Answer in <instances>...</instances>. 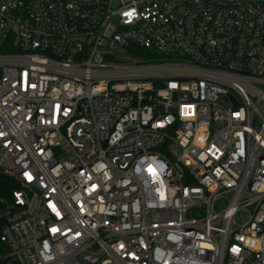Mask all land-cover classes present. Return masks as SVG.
<instances>
[{
  "label": "built area",
  "instance_id": "built-area-1",
  "mask_svg": "<svg viewBox=\"0 0 264 264\" xmlns=\"http://www.w3.org/2000/svg\"><path fill=\"white\" fill-rule=\"evenodd\" d=\"M0 264H264V0H0Z\"/></svg>",
  "mask_w": 264,
  "mask_h": 264
},
{
  "label": "trees",
  "instance_id": "trees-1",
  "mask_svg": "<svg viewBox=\"0 0 264 264\" xmlns=\"http://www.w3.org/2000/svg\"><path fill=\"white\" fill-rule=\"evenodd\" d=\"M156 57H158V56H156ZM2 179V181L3 180H8L9 181V179L7 178V177H5V176H3V177H1ZM2 183V182H1ZM2 187V186H1ZM16 186L14 185V184H10V185H8V187H2L1 189L4 191H9V189L11 190V189H13V188H15Z\"/></svg>",
  "mask_w": 264,
  "mask_h": 264
},
{
  "label": "snow or ice",
  "instance_id": "snow-or-ice-1",
  "mask_svg": "<svg viewBox=\"0 0 264 264\" xmlns=\"http://www.w3.org/2000/svg\"><path fill=\"white\" fill-rule=\"evenodd\" d=\"M125 15H127V16H131L132 15V13L131 12H129V13H125ZM149 171H153L151 168L149 169ZM52 231H57V229H52Z\"/></svg>",
  "mask_w": 264,
  "mask_h": 264
}]
</instances>
